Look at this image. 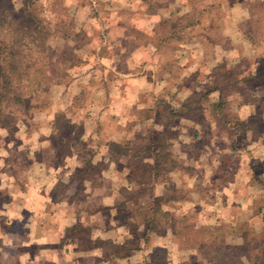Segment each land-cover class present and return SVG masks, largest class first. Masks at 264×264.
I'll return each instance as SVG.
<instances>
[{
	"label": "rangeland",
	"instance_id": "obj_1",
	"mask_svg": "<svg viewBox=\"0 0 264 264\" xmlns=\"http://www.w3.org/2000/svg\"><path fill=\"white\" fill-rule=\"evenodd\" d=\"M22 1L0 0L1 18L7 22L12 14L20 13ZM38 1L42 16L54 27L52 50L69 52L78 58V65L69 71L68 86L60 84L66 86L63 96L58 100L59 91L51 93V98L54 96V104L57 101L64 104V111L75 124L73 135L84 142L75 150L88 149L82 162L75 161L77 169L71 187L65 183L59 186L61 197H65L68 204L51 206L58 209H55L57 217H50V227L57 226L55 232L57 228L67 227L63 236L65 239L78 237L84 246L79 248L80 253L99 248L102 255L97 263L117 257L119 261L112 264H216L209 263L211 252L199 253L193 248L179 247L180 238L174 235L167 221L148 232L147 225L135 220L132 211L141 198L145 201L169 197L170 191L168 185L158 182L153 188L151 183L147 184L142 197L135 194L138 185L130 180L131 166H141L149 159H129L124 153L129 150L123 147L129 142L135 146L151 143L156 150L164 144L165 150L175 158L176 164L167 168L169 171L163 178H170L169 183L187 196L170 201L169 205H164L165 209L177 215L187 214L188 223L197 226L217 223L235 226L248 221L261 231L264 209L263 214L256 215L253 206L255 202L264 206L261 135L264 133V100L261 99L264 94L262 91L253 93L251 87L264 83V64L260 68L253 66L252 60L241 59L247 47L231 45L232 38L221 26L229 0ZM256 5L264 25V4ZM61 18L70 22L72 30L79 34L76 38L67 41L60 38ZM259 35L256 34V41ZM259 44L264 47V38ZM115 71L134 74L133 77L152 71L151 83H158L162 90L156 87L150 93L136 91L133 95L128 91L131 86L135 88V78L119 80ZM117 84L120 88L116 93L113 88ZM211 87L221 88L226 98V106L217 114L209 110V102L217 96L209 91ZM131 95L138 102L135 107L128 106ZM194 95L197 103L191 109L185 108L184 102ZM75 96L80 101L70 109ZM240 99L251 101L257 107L255 114L244 121L240 118L249 112L237 108ZM115 100L124 102L120 115L113 109ZM52 113L48 114L51 118ZM44 132L45 136L53 133L48 125H44ZM32 133L21 123L1 129L0 154L18 153L20 157L12 159L18 164V171L25 174L27 171L31 176L33 173L34 178L39 173V164L50 173L60 172L66 157L61 159L55 154L59 140L53 139L51 145L41 150L53 151L54 159L48 161L47 150L44 157L39 149L32 147ZM113 137L118 141H112ZM97 149L103 152L96 159L93 156L95 162L88 164ZM109 155L113 167L106 161ZM89 182H93V187L82 195V184ZM0 185L3 187L2 179ZM57 189L58 185L50 190L55 200L59 197ZM6 199L0 194V224L5 217L2 209ZM95 200L113 205L95 207ZM6 221L13 231L26 236L23 225L28 222ZM99 224L105 231L102 232L105 240L95 239ZM112 227H115L114 237H109ZM44 229L41 226L39 234ZM227 232L228 241L237 244L239 239L232 237L230 227ZM28 237L29 234L25 239ZM38 239L41 244L37 249L34 247L36 252L45 248L44 236L39 235ZM13 244L6 241L0 245V264H27V246ZM39 254L40 257L34 259L36 264H52L47 249ZM30 255L27 254V260ZM93 256L85 254L83 259L75 256L74 260H60L59 264H91L95 260ZM218 258L223 259L222 252L218 253Z\"/></svg>",
	"mask_w": 264,
	"mask_h": 264
},
{
	"label": "trees",
	"instance_id": "obj_2",
	"mask_svg": "<svg viewBox=\"0 0 264 264\" xmlns=\"http://www.w3.org/2000/svg\"><path fill=\"white\" fill-rule=\"evenodd\" d=\"M40 7L38 0H23L21 12L12 14L10 20L5 22L0 16V129H9L21 123L31 131L38 130L39 123L35 115L50 108L52 86L55 84L68 86L71 79L69 71L78 65V58L74 54L65 51L56 53L52 50L50 42L54 27L47 18L42 16ZM63 20L61 18L59 22L60 31L63 32L60 38L64 41L76 38L79 34L72 30L68 20L66 22ZM219 89L221 92L219 100L209 104V110L214 114L219 113L226 106L225 94L221 88ZM209 91L212 92L214 89ZM195 99L196 95L191 96L183 106L191 109L197 103ZM78 101H80L79 98L75 96L70 109L75 108ZM239 123L241 126L244 125L243 121ZM74 126L66 111L59 110L55 113L52 138L59 140V146H56L54 150L61 159L72 155V150L84 143L73 135ZM123 147L129 150L124 151L130 157L129 159H149L141 166H131L130 180L138 185L135 194L139 198L144 195L145 186L149 183L153 188L158 182H164L170 191L169 197L160 196L145 201L141 198L133 209L135 220L147 225L148 232L154 231L156 225L167 221L174 235L180 238H178L179 247L193 248L199 253L208 251L210 254L211 252V257L208 258L209 263L264 264V228L258 231L248 221L240 222L235 226L224 223L197 226L188 223L187 214H173L164 208V205H169L170 201L182 200L187 196L173 183H169L170 178H163V174L169 171L167 168L176 164L175 158L171 152L165 150L164 144L157 150L151 143L135 146L125 142ZM83 151L88 153L87 148H83ZM93 156V154L90 156L88 164L93 163ZM61 185H63L62 182L58 184L57 189L59 197H61L59 191ZM254 206L256 215L263 214L264 206L258 202H255ZM229 227L232 237L239 239L237 244L228 241ZM75 238L78 237L75 236ZM79 248H84L80 240ZM219 252L223 253L222 260L218 258ZM121 255L125 256L124 253Z\"/></svg>",
	"mask_w": 264,
	"mask_h": 264
},
{
	"label": "crops",
	"instance_id": "obj_3",
	"mask_svg": "<svg viewBox=\"0 0 264 264\" xmlns=\"http://www.w3.org/2000/svg\"><path fill=\"white\" fill-rule=\"evenodd\" d=\"M257 3L264 4V0H229L226 5V10H227L226 16L223 19V22H221V26L225 29V34L230 35L229 37L232 38L231 45H234L235 47L241 46V49H243V46L247 47L246 53L241 54L242 57L241 59L244 60L245 58L246 59L248 58L249 60L253 61L254 63L253 66L257 65V67L260 68V66L264 64V47L263 44H259V42H262V39L264 38V25L261 24V20L259 19V15H258L259 11L257 12L258 7H256ZM259 33L260 35L258 36V41H256L257 38L256 34L258 35ZM114 73L117 79L122 81L126 80L125 77L135 78V88L131 86V88L128 91L129 93H133V95L134 92L136 91L139 92L144 91L150 93L153 91V89H157L156 87L161 88L160 87L161 85H158V83L157 85L155 84L153 85L151 83L152 81L151 78L154 76L152 74V71L148 73H144V72L140 73L138 74L139 76L136 77H133L134 74L125 75L117 71H115ZM119 88L120 87L117 84V86L114 87L113 89H115V92L117 93V91H119ZM212 88L214 89L212 95L216 93L217 96L216 98L211 99L209 103L217 102L221 94V92L219 91L220 90L219 87H211V89ZM251 88L253 93L257 94L258 92L262 91L264 94V83L262 84V86L259 85ZM59 91H60V96L57 97L59 98L58 100H60V98L65 93L66 86L60 84H55L52 86L51 88L52 94ZM52 97L54 98V96ZM53 98H51L52 101L49 110L39 113L41 115L39 117L38 115L35 116L36 121L39 123V128L38 130L33 131L32 133V139H33L32 142L34 144L32 147L39 149V151H41L44 147H48L49 145H51L50 143L53 140L52 134L51 135L46 134L47 136L44 135L45 134L44 125H48L52 133V126H53L55 113L58 110H62V111L65 110L64 104L62 105L61 101H57L58 103L54 104ZM261 99L264 100V95ZM129 101H128V106L134 105L135 107L136 104L138 103L136 101V98L134 99L132 95ZM252 104L253 102L251 101H244L241 99L239 100L237 108L239 110L242 111L247 110V112H249L247 116L240 118L241 120L244 121L255 114L257 107H255ZM124 107L125 106L123 101L121 102L116 100L113 101V109L116 112L115 114L120 115ZM50 109L52 110L53 113L50 112L51 111ZM50 113L53 114L52 118L51 116H48V114ZM261 135L263 136L262 140L264 141V133L263 134L261 133ZM110 139L112 141H118L114 137ZM46 150L48 155V161H51L50 158L54 159V157L52 156L54 155V153L51 149H45L41 151V155L45 157ZM72 151L73 154L66 157L64 161L65 164H63L64 168H62L60 172L57 171L55 173H50L49 169H45V168L41 169L39 164L37 166V168L39 169V173L36 175V178H34L33 173L31 176L30 174L27 173V171L26 174L22 172L20 173V171H18L19 168L18 164H16L12 160L13 157L15 159H18L20 157L18 153H15L13 155L7 154L6 156L0 154V180L2 179V183H3V187L0 185L1 187L0 194H4L7 197V199L3 203L5 207L2 209V212L4 213L5 217L3 218L4 220L3 219L1 220V224H0V245H4L6 241H8L9 244L14 243L13 245H26L27 254H31L29 260H27V254L25 255L26 257L25 263L27 264H36L34 259H38L40 257L39 253L46 252V249H47V255L52 264L55 263L59 264V261L64 259L71 261L78 256H80L81 259H83L85 254L86 256L89 257L95 255L93 256L95 260L91 264H112L111 262L113 261H119L118 258L115 257L109 259L110 263L109 262L97 263V261H99V257H101L102 255L101 250L99 248L89 249L86 252L80 253L78 238L76 239L64 238L63 236L64 231L67 227L65 228L63 227L59 229L57 228L56 230L57 232L54 231L56 229L55 227L57 226L54 225L50 227V217H53L54 215L56 216L55 209H58V207L56 208L51 206H54L53 204H57V206H60L62 204L64 205L68 204L65 197H58V200H55L54 199L55 196L53 194L54 192L50 193V190L52 191L55 190L60 182L65 183V185L71 187L72 184L71 181L73 180L74 177L73 173L77 169L75 168L76 166L75 161L77 159V161L82 162L84 159L83 155L85 153L83 150L76 151L74 149ZM100 152H103V150L97 149L93 152L94 159L97 158ZM106 161L111 165V167H113L112 166L113 164L110 163L112 161V157L110 155L108 156V159ZM94 162L95 161H93V163ZM63 173H66V178H63ZM50 177H52V179ZM23 181H25L24 182L25 184L23 183ZM21 183L23 184V186H21ZM92 184L93 182L86 183V185L82 184L84 191H82L81 194L83 195L88 188H92L93 187ZM130 185L131 187L134 186V184H130ZM118 189L119 187L116 190L114 199L117 195ZM95 194H97V192H94V195ZM106 203H107L106 201H102V202L96 201V203L93 205L95 207L102 204H104L105 206L113 205V203L110 205ZM10 219H14L15 221H19V222L22 220L28 222L27 224L23 225V227H25L26 236L29 234V237L27 239H25L26 236L23 237L17 234L15 231H13V229H11L12 228L11 224L6 221ZM41 226H44L45 229L41 232V234H39L40 232L38 230ZM102 227L103 226L99 224L100 230L99 233L96 234L95 239L105 240L102 237V232H105L101 230ZM115 227H112L110 229L112 231L109 237H114L113 232L115 230L114 229ZM39 235L44 236L45 248L44 250H40V251L38 250L36 252L33 250L34 247H36L37 249L39 248L38 244H41V241L38 239ZM17 242L19 243L17 244Z\"/></svg>",
	"mask_w": 264,
	"mask_h": 264
}]
</instances>
